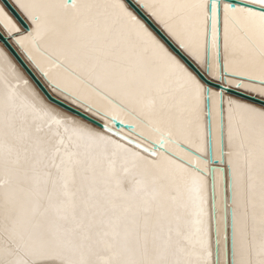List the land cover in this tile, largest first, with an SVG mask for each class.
<instances>
[{"label": "snow or ice", "instance_id": "1", "mask_svg": "<svg viewBox=\"0 0 264 264\" xmlns=\"http://www.w3.org/2000/svg\"><path fill=\"white\" fill-rule=\"evenodd\" d=\"M0 264H264V0H0Z\"/></svg>", "mask_w": 264, "mask_h": 264}]
</instances>
